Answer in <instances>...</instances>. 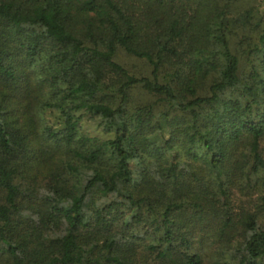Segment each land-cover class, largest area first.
<instances>
[{"label": "trees", "instance_id": "trees-1", "mask_svg": "<svg viewBox=\"0 0 264 264\" xmlns=\"http://www.w3.org/2000/svg\"><path fill=\"white\" fill-rule=\"evenodd\" d=\"M239 1L0 0V264H264V13Z\"/></svg>", "mask_w": 264, "mask_h": 264}, {"label": "rangeland", "instance_id": "rangeland-1", "mask_svg": "<svg viewBox=\"0 0 264 264\" xmlns=\"http://www.w3.org/2000/svg\"><path fill=\"white\" fill-rule=\"evenodd\" d=\"M238 5L247 7V6H254L258 5L257 8L259 9L260 14L264 13V0H242L239 1ZM114 60L122 65L130 74H133L137 77H144L148 76L150 73V66L148 63L141 58H137L135 56H132L130 54H127L122 49H118ZM155 100V97L149 93H147L145 90H143L139 85H136L132 87L130 90H128V100L126 102V106L128 108L131 107H137L141 105L148 104L150 102H153ZM54 114H48L47 118L51 121H54ZM55 124V123H54ZM79 133L83 136H91V137H99L104 138L106 135H104L101 132L99 122L97 119L90 118L89 116H85L80 121V127H79ZM262 151L264 153V141L261 144ZM114 196L109 198H101L98 202L101 204L108 203L113 199ZM257 197V194L254 192L251 195L248 194H233L231 197V206L234 208V213H238L242 211V209L246 208L247 211H253L252 210V203L251 201ZM259 225L264 228V219L259 218ZM138 228V226H137ZM140 235H142L140 238L136 239V242L138 243L137 252L141 254H145L144 250L142 249V243L151 241V234L148 232V228H143V226L139 227ZM134 230V229H133ZM207 232L209 230L207 229ZM149 233V234H148ZM241 236V235H240ZM238 236L235 239L240 240L241 237ZM207 238H204L201 242H198L200 238H197V242L194 243V246L197 249H200L202 253L204 254L205 258H220L222 260L229 259V253L222 250V247L220 246L219 242H214V235L212 233H209ZM152 262V261H150Z\"/></svg>", "mask_w": 264, "mask_h": 264}]
</instances>
